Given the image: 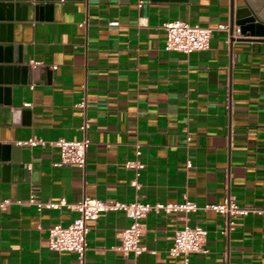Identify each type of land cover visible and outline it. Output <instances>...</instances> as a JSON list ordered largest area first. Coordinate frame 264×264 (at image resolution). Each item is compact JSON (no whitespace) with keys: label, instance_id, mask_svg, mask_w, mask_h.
Returning <instances> with one entry per match:
<instances>
[{"label":"crops","instance_id":"obj_1","mask_svg":"<svg viewBox=\"0 0 264 264\" xmlns=\"http://www.w3.org/2000/svg\"><path fill=\"white\" fill-rule=\"evenodd\" d=\"M36 1L28 0L27 18L14 20V36L23 62L42 67L30 82L12 78L10 104L2 102L4 91L0 98V142L16 148L8 160L0 148V198L22 200L0 208V264L76 263L74 252L49 248L47 230L77 212L65 205L37 210L26 201L32 188L54 202L84 194L180 201L187 194L202 205L230 194L261 210L230 217L202 207L150 210L138 255L115 247L130 218L105 211L87 220L85 264H184L167 250L184 223L204 226L209 248L190 254L188 264H264V35L230 41L215 28L206 49L164 48L165 21L229 24L231 0H43L53 4L38 10ZM245 3L264 20V0H233L234 8ZM84 135V169L55 165L54 146L16 143ZM137 147L145 165L133 185L135 169L125 161L136 158Z\"/></svg>","mask_w":264,"mask_h":264},{"label":"built area","instance_id":"obj_2","mask_svg":"<svg viewBox=\"0 0 264 264\" xmlns=\"http://www.w3.org/2000/svg\"><path fill=\"white\" fill-rule=\"evenodd\" d=\"M144 0H137L138 6L143 4ZM165 31L164 48L190 53L192 51L202 50L209 47L210 37L215 28L229 31V24L219 23L216 27L210 25H201L189 21L174 19L163 23ZM234 36L242 35L238 25L233 26ZM37 63V61H34ZM84 106L85 101L82 99L78 102ZM189 139V136H188ZM17 144H27L29 146H54L58 149V158L53 161L55 165H73L84 169L86 164V153L90 139L84 135L81 138L58 137L56 139H45L41 136L28 137L19 139ZM140 149H135L136 158L128 159L125 165L135 169L134 177L130 179L133 185L138 184L140 170L145 163L138 159ZM186 165H191V160H186ZM22 202L21 199L13 200L10 197L0 198V208L7 207L12 202ZM28 203L34 204L37 210L44 207H60L65 205L67 208L77 212L68 223L56 222L48 227L47 241L50 249L56 251L68 250L76 254L75 264H85V255L88 248L86 234L88 232L87 220L96 219L101 213L108 210L121 209L130 218L127 226L118 232V242L115 247L123 255L132 252L138 255L146 247L141 242V236L144 232L143 219L150 210L170 213L173 211H194L200 207L211 208L230 217L234 214H246L249 211L261 210L238 203L233 195H228L221 202H210L202 205L190 199L187 194H183L180 201H155L149 202L135 198L133 200H116L107 201L103 198L84 194L79 200L66 201L61 198L59 201H43L31 189L28 197ZM224 230H222L223 232ZM207 229L202 225H191L184 223L174 230L172 243L168 247V253L171 255H182L184 264H188L189 256L195 252H208L206 245Z\"/></svg>","mask_w":264,"mask_h":264},{"label":"water","instance_id":"obj_3","mask_svg":"<svg viewBox=\"0 0 264 264\" xmlns=\"http://www.w3.org/2000/svg\"><path fill=\"white\" fill-rule=\"evenodd\" d=\"M28 4H30L28 0H0V98L2 91H4L5 97L2 102L5 104L11 103L10 84L13 81L16 82L18 76V78L21 77L20 80L22 82H30L32 71H38L42 67L36 65L33 68L28 63L23 62L21 43L17 42L14 36V20H24L27 18L26 11ZM52 4L49 2L45 3L43 0H37L33 5L38 10L42 5L49 6ZM233 5V0H231L228 31L230 41L246 38L242 37L244 35H264V20L258 18L255 10L248 3L235 8ZM234 24L240 27L241 36H234L232 34ZM12 78L15 80L12 81ZM20 108L19 106H15L12 111L18 114ZM13 147L11 143L0 142L3 154L2 158L8 160L10 158V155H8L9 150L16 149ZM17 147L19 146L17 145ZM12 159L20 166L24 165L23 162H20V155L17 150H14Z\"/></svg>","mask_w":264,"mask_h":264}]
</instances>
